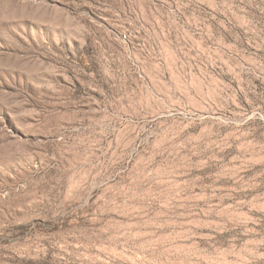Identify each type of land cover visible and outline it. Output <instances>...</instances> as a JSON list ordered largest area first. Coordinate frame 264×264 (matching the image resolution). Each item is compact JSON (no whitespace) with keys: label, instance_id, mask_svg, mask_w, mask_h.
<instances>
[{"label":"rangeland","instance_id":"rangeland-1","mask_svg":"<svg viewBox=\"0 0 264 264\" xmlns=\"http://www.w3.org/2000/svg\"><path fill=\"white\" fill-rule=\"evenodd\" d=\"M0 264H264V0H0Z\"/></svg>","mask_w":264,"mask_h":264},{"label":"bare ground","instance_id":"bare-ground-1","mask_svg":"<svg viewBox=\"0 0 264 264\" xmlns=\"http://www.w3.org/2000/svg\"><path fill=\"white\" fill-rule=\"evenodd\" d=\"M162 99L167 103V109L162 111L164 113H170L172 111L178 112L179 109L181 108L178 105H175L174 103L170 102V100L167 99L166 97H163Z\"/></svg>","mask_w":264,"mask_h":264}]
</instances>
